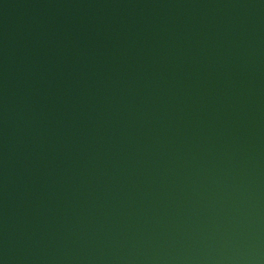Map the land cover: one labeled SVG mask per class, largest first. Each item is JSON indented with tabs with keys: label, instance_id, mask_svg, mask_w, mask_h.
I'll return each mask as SVG.
<instances>
[{
	"label": "water",
	"instance_id": "water-1",
	"mask_svg": "<svg viewBox=\"0 0 264 264\" xmlns=\"http://www.w3.org/2000/svg\"><path fill=\"white\" fill-rule=\"evenodd\" d=\"M0 264H264V0H0Z\"/></svg>",
	"mask_w": 264,
	"mask_h": 264
}]
</instances>
